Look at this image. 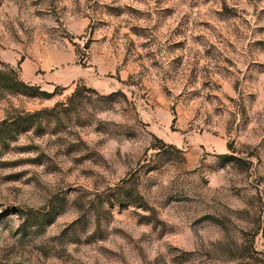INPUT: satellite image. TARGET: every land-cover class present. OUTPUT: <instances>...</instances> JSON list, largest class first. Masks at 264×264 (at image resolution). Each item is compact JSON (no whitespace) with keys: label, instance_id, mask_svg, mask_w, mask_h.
<instances>
[{"label":"rangeland","instance_id":"374dc122","mask_svg":"<svg viewBox=\"0 0 264 264\" xmlns=\"http://www.w3.org/2000/svg\"><path fill=\"white\" fill-rule=\"evenodd\" d=\"M0 264H264V0H0Z\"/></svg>","mask_w":264,"mask_h":264},{"label":"trees","instance_id":"16d2710c","mask_svg":"<svg viewBox=\"0 0 264 264\" xmlns=\"http://www.w3.org/2000/svg\"><path fill=\"white\" fill-rule=\"evenodd\" d=\"M0 86H2V85H0ZM3 87V86H2Z\"/></svg>","mask_w":264,"mask_h":264}]
</instances>
